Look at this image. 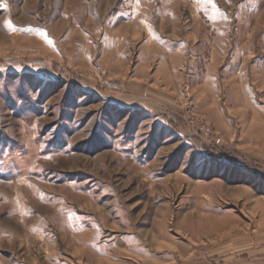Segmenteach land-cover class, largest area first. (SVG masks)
Masks as SVG:
<instances>
[{
  "label": "rangeland",
  "instance_id": "1",
  "mask_svg": "<svg viewBox=\"0 0 264 264\" xmlns=\"http://www.w3.org/2000/svg\"><path fill=\"white\" fill-rule=\"evenodd\" d=\"M0 264H264V0H0Z\"/></svg>",
  "mask_w": 264,
  "mask_h": 264
},
{
  "label": "crops",
  "instance_id": "2",
  "mask_svg": "<svg viewBox=\"0 0 264 264\" xmlns=\"http://www.w3.org/2000/svg\"><path fill=\"white\" fill-rule=\"evenodd\" d=\"M213 42H215V41H213ZM212 48L215 49V46H213ZM162 55L164 57V54L163 53H162ZM159 63H161L160 70H163L165 68L166 69L168 68L167 65H165L166 64L165 61H160ZM213 64H217V53H215L214 50L210 52V58H209V65L210 66H209V70H211L213 68L211 66ZM206 79L209 80V81L212 80L211 79V76H208V74L206 76ZM216 96H217V93H216ZM216 102H217V98H216V100L213 99V101H212L213 104H212V107H211L212 108V111H213V119H212V121L215 123L216 127H218V128H220V127H228L227 126L228 124L225 123V119L220 115L221 114V112H220L221 110L220 109H222V108H220V109L217 108L215 106L216 105ZM250 107L254 108V106L250 105L247 110H250ZM255 112L258 113V111L256 109H254V115H255ZM258 115H259V113H258ZM256 125L259 126V124H256Z\"/></svg>",
  "mask_w": 264,
  "mask_h": 264
},
{
  "label": "built area",
  "instance_id": "3",
  "mask_svg": "<svg viewBox=\"0 0 264 264\" xmlns=\"http://www.w3.org/2000/svg\"><path fill=\"white\" fill-rule=\"evenodd\" d=\"M192 123L195 134L199 135L207 144L211 146H219L221 144L220 137L214 132L210 125L204 123L200 119H195Z\"/></svg>",
  "mask_w": 264,
  "mask_h": 264
}]
</instances>
